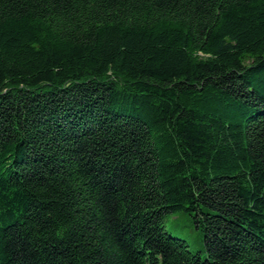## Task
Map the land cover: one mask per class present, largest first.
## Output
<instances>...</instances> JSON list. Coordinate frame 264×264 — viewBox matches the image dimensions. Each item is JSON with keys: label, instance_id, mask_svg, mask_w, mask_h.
Here are the masks:
<instances>
[{"label": "trees", "instance_id": "trees-1", "mask_svg": "<svg viewBox=\"0 0 264 264\" xmlns=\"http://www.w3.org/2000/svg\"><path fill=\"white\" fill-rule=\"evenodd\" d=\"M0 264H264V0H0Z\"/></svg>", "mask_w": 264, "mask_h": 264}]
</instances>
